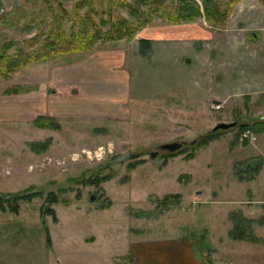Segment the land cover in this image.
<instances>
[{
    "label": "rangeland",
    "instance_id": "374dc122",
    "mask_svg": "<svg viewBox=\"0 0 264 264\" xmlns=\"http://www.w3.org/2000/svg\"><path fill=\"white\" fill-rule=\"evenodd\" d=\"M48 1L51 4L47 7L51 11L55 7L66 28L69 18H76L75 11L81 15L86 11V7L76 6L82 0ZM87 1V7L94 9L100 2L106 3L105 0ZM217 1L230 9L223 27L203 18L173 24L156 18L143 27L149 28L153 36L166 39L182 36L180 41L192 45L201 56L193 58V49L186 48L188 54L177 55L174 65H156L158 48L155 47L153 64L149 60L145 64H134L127 56V43L121 39L99 43L105 44L102 46L97 43L82 53L60 54L42 63L27 64L6 76L0 75V195L40 191L41 196L10 204H17L22 210L29 208L30 215L34 216L45 204V195L50 191L56 194V201L50 204L55 212L48 214L45 220L62 255L68 258L64 264L124 263L133 239L194 233L192 236L202 243L208 239L210 231L213 239L219 237L223 242V250L229 251L231 239L227 230L231 226L224 220L231 203L227 205L226 200H233V205L254 219L251 234L254 232L264 238V206L260 204L264 202V131L253 130L252 135L242 132L241 136L248 141L234 142L238 129H221L220 135L217 133L208 143L189 147L219 122L250 124L264 116V66L258 65H264V1L238 0L233 4L230 0ZM123 4L122 0L110 2L114 11L127 16ZM0 6L4 9L0 15V45L9 42V52H14L20 46L27 47L32 38L36 43L43 40L44 23L52 19L44 0H0ZM6 20L12 25L6 24ZM140 39H136L138 44ZM150 40L151 51L154 39ZM92 48L93 52L98 50L105 54L99 59L97 55L89 59ZM169 48V52L179 53ZM237 48L241 55L249 51L256 53V61H248L251 66L238 63L239 68L251 69L254 76L246 87L243 83L222 84L227 81L226 72L228 79L238 72L233 73L237 67V64L232 65L235 59L222 60L221 52ZM109 50H117L120 58L126 56L120 69L130 73L134 91L130 98L127 93L124 97L129 99L123 102L109 90L114 81V74L108 73L111 71L106 59ZM136 53L140 57L148 55L141 53L139 46ZM83 61L92 63L88 79L99 85L94 89L96 92L88 94L99 101L94 103L95 110L75 112L79 102L72 100L73 105L66 111L56 109L64 117L59 118L58 129L36 128L33 117L44 110V99L34 104L30 100L32 94L42 95L46 91L50 95L61 94L60 98L70 97L68 94L86 98L84 93L78 92L81 88L66 86L67 78L53 81L60 66L75 69L74 65ZM204 61L210 64L205 74ZM221 66L225 67L224 72ZM52 83L58 84L53 86ZM15 87L19 88L18 92L7 91ZM160 88L169 90L162 93ZM226 91L230 96L220 95ZM89 102L84 100L85 105ZM47 139H50L49 144L38 150L31 144L34 140L46 142ZM167 142H182L179 149H187L178 152L177 148L175 155L166 159L164 154L173 152L161 148V144ZM155 151L157 153L150 156ZM247 159L261 160V169L255 179L239 180L237 163ZM94 175L99 178L98 182L92 181ZM250 198L258 201L250 205L247 202ZM3 205L10 206L7 202ZM55 215L59 218L58 225L51 223ZM211 216L214 219L209 222ZM194 220L197 221L193 224ZM147 226L151 230L148 231ZM90 233L101 243L82 248L79 244L86 243L84 237ZM69 237L76 239L68 248ZM213 244L211 255L214 258L221 246L217 241ZM221 253L225 252L221 250Z\"/></svg>",
    "mask_w": 264,
    "mask_h": 264
},
{
    "label": "crops",
    "instance_id": "0c3cea01",
    "mask_svg": "<svg viewBox=\"0 0 264 264\" xmlns=\"http://www.w3.org/2000/svg\"><path fill=\"white\" fill-rule=\"evenodd\" d=\"M147 28V27H146ZM143 28L136 34V39L139 38H147V39H154V41L151 42V51L148 53L146 57H140L136 53L137 48L139 46L138 41L134 38L130 41L122 40L127 43V56L130 58L131 61H133L134 64H145L149 60L150 64H153L154 62V52L156 53L155 47H157V58L155 59L156 65L157 64H168L172 63L173 65L177 61L176 56L181 55L182 57L186 54H188V50L186 48H190L189 50L193 49L191 54L193 55V58L200 55V53L197 49H194L192 45H188L187 43L181 42L180 40H183L182 36H174L173 38H163L159 36H153L154 34L149 33L148 29ZM110 42V41H107ZM105 42V43H107ZM186 42V41H185ZM97 44V43H96ZM96 44L94 46H96ZM191 44V43H190ZM242 44V43H241ZM99 46L105 45V44H99ZM183 45V46H181ZM93 46V48H94ZM177 49L179 52L171 53L168 50L170 49ZM89 53V59L90 57L98 56L99 58H102L105 54L104 52H99L98 50ZM181 50L183 51L181 54ZM240 49L237 48L232 52L227 51V49L224 50V52H221L222 54V60L226 61L230 60L229 58L235 59L232 65L237 64V67L234 69V72H238L234 77H229V73L226 72L227 81L222 84H237L240 85V83L246 87L247 85H250L249 83L253 81L254 76L252 75L251 69L238 67V63L242 62L243 64H248L249 60L256 61V53L250 54L249 52H246V55H241ZM112 53H115L116 56H113ZM124 53V51H123ZM122 53V54H123ZM170 55H168V54ZM121 53H117V50H109L107 53L106 59L110 63L111 71L108 73H111L113 75L114 81L110 85L112 86V89L109 88V90L116 95L119 98V101L123 102V99H129L130 95L134 91L132 89V84L130 85V73L127 69H120L122 66V63L125 64V59L120 58L119 55ZM208 55V51L206 50L205 56ZM260 57V54L257 55ZM192 59V58H191ZM205 60V58H204ZM92 63L88 61L87 63L85 61L78 62L74 65L76 67L75 69L71 68V66H60V68L56 69V73L58 74L53 81L61 80L63 78H67L68 82L66 84L67 87L73 88H81L78 92L84 93L86 95V98H82V96L78 95H72L68 94L70 97H64L60 98L59 95L61 94H48L42 93V95H36L33 94L30 96V100L32 103L36 104L41 101V99H44V104L42 105L43 109L42 111L38 112L33 117V124L36 128L41 129L35 124V120L39 116H48L51 117L53 120H56L59 127V118L61 117L60 113L56 111L57 107L62 108V110L66 111V108L70 105H73V101L79 102L75 107L77 110L79 109H87V110H95L94 107H97L95 102L98 100L93 99V97L88 96V94H92L96 88H98V84H95V80L93 82H90L88 79V74H90L88 71H90L89 66ZM203 71L204 74L209 70V63L208 61L203 62ZM197 65V64H196ZM251 66L250 64H248ZM259 66H264L262 63H258ZM256 67V65H255ZM160 69L162 67H159ZM197 68H200V66L197 65ZM222 68V66H221ZM211 69V68H210ZM225 69L222 68L221 71ZM75 70V72H73ZM198 70V69H197ZM72 71V74L69 72ZM220 71V70H219ZM220 71V72H221ZM224 72V71H223ZM61 73V74H60ZM203 74V75H204ZM202 75V73H201ZM93 77V75H91ZM94 79V77H93ZM88 86H86L85 84ZM194 83V82H193ZM58 83H52L53 86H57ZM36 87V86H35ZM238 87V86H237ZM236 87V89H237ZM159 88V87H158ZM88 89H91L88 90ZM162 93L167 92L169 89H163ZM235 89V91H237ZM73 91V89H71ZM57 92V91H56ZM77 92V93H78ZM96 92V91H95ZM196 92V91H194ZM128 93L129 98L124 97ZM131 93V94H130ZM189 92L188 94H190ZM50 95V96H49ZM220 95L223 96H230L229 92L226 91L225 93H222ZM155 96V95H154ZM222 96V97H223ZM51 100V101H50ZM73 100V101H72ZM85 101H90L88 105L84 104ZM124 100V101H125ZM99 102V101H98ZM97 102V103H98ZM69 104V105H66ZM81 105V106H80ZM73 107V106H72ZM58 129V128H57ZM43 130V129H41ZM59 131V130H58ZM50 140V139H49ZM33 142V141H32ZM34 142H43L42 140H34ZM50 142V141H49ZM49 144V143H48ZM47 144V145H48ZM46 145V146H47ZM45 147V146H44ZM42 147V148H44ZM38 150L39 148H35ZM252 199V200H251ZM257 199L250 198L247 199L248 204L254 205L255 202H257ZM243 202V201H242ZM231 203V208L227 210L228 217H225L224 222H229L230 226L232 227V220L230 218V215L234 211H241L240 208L238 209V206L233 205L235 202L226 200V204L229 205ZM246 203V200H245ZM261 206H264V202L260 203ZM25 210H22L21 207L18 208L17 211H9L0 210V264H64L65 262H68V258L61 253V249L56 244V240L53 238L52 231L50 229V225L46 223L45 217L48 216L47 213H42V209H39V213L37 215L31 216L29 212V208H24ZM231 209V210H230ZM226 212V213H227ZM9 215H5V214ZM11 213V215H10ZM29 213V214H28ZM264 213V212H262ZM243 215L250 220V227L249 232L251 234V224L254 222V219L251 217H248L244 214ZM194 218H198L195 216ZM51 219V218H50ZM142 219V218H141ZM214 217L211 216L209 218V222L213 221ZM197 220H194L192 223L194 224ZM184 222H186L184 220ZM222 222V221H221ZM51 223L54 225H58L59 218L57 215H55V220L51 219ZM223 223V222H222ZM189 224V223H188ZM218 224V223H216ZM149 228V226H147ZM231 227L227 230V235L231 239V247L229 246V251L223 250V242L220 240V238L213 239V233L211 231L208 233V239H206L205 242L202 241L198 242L196 238H194V233H188L186 236L181 235H169L167 237H144L141 239H133L130 241V252L126 253V261L122 263L119 261V264H213V261H215V264H225L227 262L228 264H264V238L257 235L256 233L252 232L251 236H245V237H238L234 238L232 234L230 233ZM218 230V228H216ZM151 230L150 228L148 231ZM194 235V236H192ZM89 236V239L86 237ZM85 236V242L82 244H79L82 248L84 246L88 245V247L91 246H98L101 242L96 241L97 236L93 233H90V235ZM63 238V237H62ZM76 238L69 237L66 241L67 247L73 246V242ZM214 241L219 242L221 248L219 249V252L215 254L216 256L213 258L211 250L214 247ZM62 242V240L60 241ZM58 242V243H60ZM232 244L234 247H232ZM221 250L225 253H221ZM60 251V252H59ZM229 252V254H226ZM56 258L58 259L56 261ZM235 259V260H234ZM56 261V262H55Z\"/></svg>",
    "mask_w": 264,
    "mask_h": 264
},
{
    "label": "trees",
    "instance_id": "16d2710c",
    "mask_svg": "<svg viewBox=\"0 0 264 264\" xmlns=\"http://www.w3.org/2000/svg\"><path fill=\"white\" fill-rule=\"evenodd\" d=\"M44 1L46 7L51 4L48 0ZM111 1L112 0H105V5L100 2L97 9L87 7L89 3L87 0L78 2L76 6H84L86 7V11L82 15L75 11L74 14L76 15V18L74 20L69 18V26H67V28L66 25H63L61 22V20L64 19L61 18V14L58 15L56 13L57 11L55 10V7L52 11L47 7V12L51 13L52 19L48 23L46 22L47 25L44 23L46 26V32L41 42L36 43V39L32 38V40L27 43L29 47L20 46L16 48V51L14 52H9L11 48L9 42H4L0 45V75L6 76L10 72H14L27 64L42 63L46 60L53 59L60 54L89 51L96 43L121 39L127 41L132 40L139 30L146 25L152 24L153 20L156 18L162 19L170 24L195 21L198 18H203L213 25L223 27L228 19V13L230 10L229 8L222 7L217 0H130L129 2H124L122 0L127 12V16H125L120 14V11H114L115 8H111ZM236 1L238 0H230V3L233 4ZM6 15L8 14H4V16ZM41 17L44 19L43 15ZM8 23L9 25H12V23L6 20V24ZM150 41L151 40L147 38L140 39L139 47L141 53H149ZM24 90H28V88H24ZM7 91L15 93L19 91V88L15 87L13 90ZM34 122L38 127L58 128L56 120H53L48 116H39ZM234 128L238 129L237 134L234 135V142L240 140L241 142H247L248 138L242 137L241 133H244L246 130H249L252 133H255L254 131L263 132L264 116L254 119L250 124L245 122L240 124L236 123L235 126L227 130L229 131ZM220 130L221 129H217L216 131L212 130L210 133L204 134L197 140L196 144L189 145L190 149L213 140L215 135L217 133L219 134ZM48 143L49 140L47 139L46 142H32L31 144L34 148H42ZM186 149V147L178 148L177 151L183 152ZM175 153L176 150L168 152L164 154V157L167 159L168 157L175 155ZM191 155L192 153L187 154V157ZM238 165L239 170L236 171L237 178L239 177V180H253L260 171L262 162L259 159H256L255 161L247 159L241 161V163L238 162L237 166ZM98 180L99 178L94 175L92 181L98 182ZM37 195L41 196V192L24 190L5 197L0 195V210L15 212L18 210L19 205H10L11 203H17L18 200H31ZM45 199L47 200L41 207L42 213L54 214L55 211L50 204L56 201V194L50 191L45 195ZM6 202L10 206L6 207L3 205ZM230 218L232 220L230 233L234 238L251 236L248 230L251 222L243 215V213H241V211L232 212Z\"/></svg>",
    "mask_w": 264,
    "mask_h": 264
},
{
    "label": "water",
    "instance_id": "95a60500",
    "mask_svg": "<svg viewBox=\"0 0 264 264\" xmlns=\"http://www.w3.org/2000/svg\"><path fill=\"white\" fill-rule=\"evenodd\" d=\"M236 124L235 121L233 122H219L217 123L214 127H213V131H216L217 129H227L230 127H233ZM192 143H194V140L192 141ZM182 142H167V143H163L161 144V148L164 150H168V151H174L177 148L181 147ZM157 152H151L150 156H154Z\"/></svg>",
    "mask_w": 264,
    "mask_h": 264
},
{
    "label": "built area",
    "instance_id": "2783aa9c",
    "mask_svg": "<svg viewBox=\"0 0 264 264\" xmlns=\"http://www.w3.org/2000/svg\"><path fill=\"white\" fill-rule=\"evenodd\" d=\"M3 11H4L3 7L0 6V14L3 13ZM243 134L244 135H252L253 133L250 132L249 130H246Z\"/></svg>",
    "mask_w": 264,
    "mask_h": 264
}]
</instances>
